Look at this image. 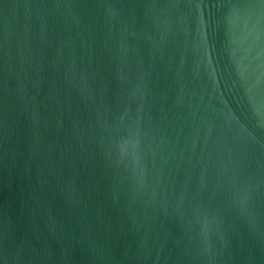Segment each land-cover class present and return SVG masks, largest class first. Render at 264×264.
Listing matches in <instances>:
<instances>
[{"label": "water", "instance_id": "obj_1", "mask_svg": "<svg viewBox=\"0 0 264 264\" xmlns=\"http://www.w3.org/2000/svg\"><path fill=\"white\" fill-rule=\"evenodd\" d=\"M0 264H264V0H0Z\"/></svg>", "mask_w": 264, "mask_h": 264}]
</instances>
